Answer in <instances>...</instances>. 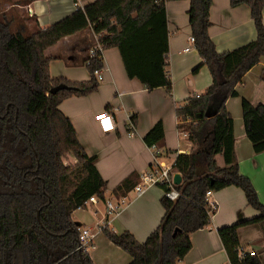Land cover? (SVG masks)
<instances>
[{"label": "trees", "instance_id": "1", "mask_svg": "<svg viewBox=\"0 0 264 264\" xmlns=\"http://www.w3.org/2000/svg\"><path fill=\"white\" fill-rule=\"evenodd\" d=\"M175 1L180 0H95L46 29L35 25L30 34L23 26L12 31V18L0 14V264H81V260L92 264L87 253L76 250L78 232L71 216L90 197L103 200L106 182L96 169L97 158L84 152L58 105L96 92L99 81L93 72L102 68V61L97 55L86 66L89 81L71 83L50 78L53 58L45 51L91 29L99 35L102 50L118 51L129 79L148 92L162 88L170 93L172 83L165 73L169 53L165 5ZM188 1L194 48L212 82L203 95L189 98L175 110L177 131L192 145L189 154H178L171 165V171L181 177V183L173 186L179 197L175 201L161 197L163 217L143 243L128 232L116 235L103 228L102 233L131 257L129 264H177L191 249L190 236L209 225L207 194L236 187L259 216L219 228L217 235L230 264H262L257 256L245 255L241 260L237 256L238 229L264 222V205L251 181L239 172L233 119L225 104L237 96L235 88L264 57V0H230L231 7L249 8L256 38L222 54L208 36L211 0ZM59 85L68 89L49 93ZM241 114L253 152L264 153V105L253 106L242 99ZM163 139V125L158 122L143 142L151 147ZM218 155L223 167L215 162ZM67 156L74 158V165H64ZM138 182L139 176L131 174L113 191L129 193Z\"/></svg>", "mask_w": 264, "mask_h": 264}, {"label": "crops", "instance_id": "2", "mask_svg": "<svg viewBox=\"0 0 264 264\" xmlns=\"http://www.w3.org/2000/svg\"><path fill=\"white\" fill-rule=\"evenodd\" d=\"M94 1L82 0V3L86 6ZM8 2L0 0V14L16 8V13L31 18L40 29L52 26L76 10L71 0H22L19 5ZM188 9V0L165 5L169 47L166 62L172 83L170 93L162 88L148 92L137 80L129 79L118 51L107 49L102 51L97 91L86 97H71L58 105V110L71 122L84 152L97 158L96 169L106 182L103 200L96 198L71 216L73 223L90 229L96 235L93 248L87 252L92 264L131 262V257L113 245L102 230L96 231L98 227L107 228L116 235L128 232L138 243H143L163 217L160 199L164 192L161 187H150L141 197H137L133 190L126 194L113 191L131 174L140 176L152 165L153 151L143 142L146 133L156 123H162L164 139L156 147L162 152L161 160L166 165L171 166L178 154L187 155L192 150L186 137L177 131L175 110L184 106L189 98L203 95L212 79L207 67L201 65L202 60L194 47L188 53L183 52L191 37ZM209 21L208 36L219 54L242 47L256 38L250 10L245 5L231 7L230 0H211ZM262 23L264 29V4ZM94 45V33L85 29L48 48L45 55L53 58L49 63L50 78L71 83L89 81L90 73L85 62ZM196 68L198 70L193 73ZM263 73L264 57L235 88L237 96L225 104L233 119L234 152L239 172L251 181L262 205L264 153L255 154L245 135L241 100L253 106L264 105ZM103 113L112 117L113 129H108V121L98 119ZM132 119L134 129L129 131ZM72 160L75 161L73 157ZM215 162L219 167L224 166L220 155L215 157ZM121 199L125 204L115 215L108 216L105 202L118 203ZM207 202L215 205L209 225L190 236L191 249L177 264H227L217 230L259 216L246 204L243 192L236 187L209 193ZM89 205L91 210L88 212ZM237 233L240 247L255 252L264 264V222L241 227Z\"/></svg>", "mask_w": 264, "mask_h": 264}, {"label": "built area", "instance_id": "3", "mask_svg": "<svg viewBox=\"0 0 264 264\" xmlns=\"http://www.w3.org/2000/svg\"><path fill=\"white\" fill-rule=\"evenodd\" d=\"M73 3V6L76 10L80 9L83 10L85 7L82 3V0H71ZM94 39H95V45L92 49L89 50L88 52V58L85 62V65L88 66L90 64V61L92 58L98 55V59L102 61V48L98 42L99 35L94 34ZM194 47V38L191 36L188 39V45L183 49L184 53H188L192 50ZM101 73V69L94 70L93 75L98 78V76ZM165 73L167 76L170 75V70L166 67L165 68ZM199 95H195V98H198ZM98 119L100 121H108V129H113V119L108 113H103L101 114ZM133 125L131 122H129V131L133 130ZM182 136L186 137L184 133H180ZM150 149L153 151V163L152 165L147 169L146 172H144L142 175L139 176V182L133 189V192L137 197H141L145 194V192L150 188V187H164L167 189V191L164 192V196L169 199L170 201H175L178 197L179 194L176 192L173 188V172L171 171V166L166 165L164 162H162L161 154L162 152L160 149L156 147V145H153L150 147ZM209 194V193H208ZM207 194V196H208ZM206 196V199H207ZM96 200V197H90L88 201H86L83 205V209L87 206L89 203H93ZM208 203V202H207ZM125 204L124 199H121L118 203H113L111 201H106L105 202V207H106V214L108 216L115 215L120 208ZM208 209L211 212V215L215 211V205L212 203H208ZM79 210V209H77ZM101 228H97L96 231L99 232L101 231ZM77 251L87 253L91 248H93L94 244V238L95 234L91 232L90 229L88 228H80L77 227ZM245 255H248L250 257L256 256L254 252L252 251H246L245 249L239 247L237 248V256L238 259L241 260L244 258ZM227 264H230L229 262Z\"/></svg>", "mask_w": 264, "mask_h": 264}, {"label": "rangeland", "instance_id": "4", "mask_svg": "<svg viewBox=\"0 0 264 264\" xmlns=\"http://www.w3.org/2000/svg\"><path fill=\"white\" fill-rule=\"evenodd\" d=\"M22 2V0H9L8 3L11 5H19ZM2 9V8H1ZM0 9V10H1ZM15 10H18L16 8H13L11 11L5 13L7 14L12 20L14 21L13 26H12V31H14L18 26H23L25 29L26 34H30L34 31L35 25L31 20V18L23 15V14H18L15 12ZM11 12H14L13 14ZM63 163L65 166H71L75 164V161L72 160L71 156H67L64 160ZM91 205L88 206L87 211L91 210ZM76 217V216H74ZM79 217V215H78Z\"/></svg>", "mask_w": 264, "mask_h": 264}, {"label": "water", "instance_id": "5", "mask_svg": "<svg viewBox=\"0 0 264 264\" xmlns=\"http://www.w3.org/2000/svg\"><path fill=\"white\" fill-rule=\"evenodd\" d=\"M65 89H68L65 85H59V86H57L55 88H52L49 91V93L50 94H56L58 91L65 90ZM209 116H210L209 114L206 115V117H209ZM180 183H181V177H180V175L179 174H175L173 176V184L174 185H179ZM74 227H76V228L79 227V224L78 223H74ZM177 232H178V230H175L174 231V233L172 235L173 238L176 236ZM78 253L80 254V252H78ZM81 264H84L83 263V260H81Z\"/></svg>", "mask_w": 264, "mask_h": 264}]
</instances>
